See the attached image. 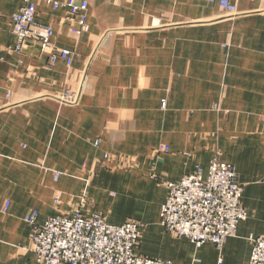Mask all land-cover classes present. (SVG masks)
Segmentation results:
<instances>
[{
  "label": "crops",
  "instance_id": "obj_1",
  "mask_svg": "<svg viewBox=\"0 0 264 264\" xmlns=\"http://www.w3.org/2000/svg\"><path fill=\"white\" fill-rule=\"evenodd\" d=\"M86 1L80 37L65 10L36 2L67 68L48 65L51 47L14 52L24 0H0V264H37L32 210L38 225L76 210L136 221L144 257L248 264V237L264 235V0H232L233 16L205 0ZM214 158L234 166L247 219L221 249H195L161 228L160 208L166 183Z\"/></svg>",
  "mask_w": 264,
  "mask_h": 264
},
{
  "label": "built area",
  "instance_id": "obj_2",
  "mask_svg": "<svg viewBox=\"0 0 264 264\" xmlns=\"http://www.w3.org/2000/svg\"><path fill=\"white\" fill-rule=\"evenodd\" d=\"M205 1L217 4L228 15L237 14L232 0ZM36 2L53 10H65L72 35L80 37L89 31L86 0H24L11 21L15 53L20 54L28 41L38 44L41 51L50 47L53 30L50 26L36 24ZM72 56L69 50H53L48 64L61 60L69 68ZM77 99L75 94L65 95L62 101L72 105ZM162 151L168 150L163 147ZM54 179L57 180V174ZM166 190L159 224L167 234L188 239L195 249L207 243L221 249L227 239L236 237L239 225L247 219L241 204L243 189L237 182L235 168L217 158L210 161L205 171L196 167L177 183H166ZM37 219L38 212L34 210L23 219L32 229V251L37 264H172L138 253L142 226L136 221L111 225L98 213L86 216L80 210L49 217L42 225H38ZM248 242L251 246L248 264H264V235H250Z\"/></svg>",
  "mask_w": 264,
  "mask_h": 264
},
{
  "label": "rangeland",
  "instance_id": "obj_3",
  "mask_svg": "<svg viewBox=\"0 0 264 264\" xmlns=\"http://www.w3.org/2000/svg\"><path fill=\"white\" fill-rule=\"evenodd\" d=\"M228 15V14H227ZM50 47L52 48V50H54V51H58V50H66V49H61V48H56L53 44H51V41H50ZM49 47V48H50ZM48 49V48H47ZM46 49V50H47ZM45 50V51H46ZM45 51H41V49H40V52L41 53H45ZM72 53V52H71ZM49 65V64H48ZM49 66H52V65H49ZM65 95H74V93H72V92H65L64 94H63V96H65ZM63 96H62V98H63ZM264 119V118H263ZM262 122H263V120H262ZM263 126H264V123H263ZM56 197H58V196H56ZM55 197V198H56ZM59 199V198H58ZM55 200V199H54Z\"/></svg>",
  "mask_w": 264,
  "mask_h": 264
}]
</instances>
